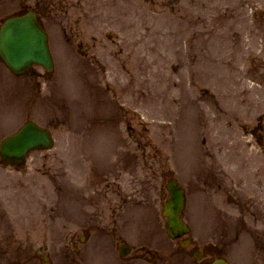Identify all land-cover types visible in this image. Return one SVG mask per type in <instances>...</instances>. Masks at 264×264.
<instances>
[{"label": "rangeland", "instance_id": "1", "mask_svg": "<svg viewBox=\"0 0 264 264\" xmlns=\"http://www.w3.org/2000/svg\"><path fill=\"white\" fill-rule=\"evenodd\" d=\"M4 1L5 3L3 4V1L0 0V18L16 9L19 2V0ZM26 1L27 3L30 2L31 4L36 3V0ZM40 1L41 3L50 2V0ZM76 3L79 4V6ZM260 3L264 5V0H74V2H70L69 5L66 6L65 10L61 8L58 11H53L52 20L58 19L61 21L53 23L50 22L51 20H46V25L49 27V29L51 28V39L56 43L60 41L61 38L54 34V26L56 24L66 25V23L64 22L65 20H71L72 22L70 24L72 26H75L74 24L76 23H74V21L77 19V15L84 12H86L88 18H84L82 20V23L91 24L93 27H95L96 32L98 27L105 23L109 25L106 26V28H116L115 26H119L122 30V35H124L126 31L130 32L132 36L129 37L131 39L129 41L134 40V45L132 47L133 57L131 58L132 63H130L129 61L127 63L130 71L126 69L125 71H123L117 68V73L112 74L114 77H116V80L114 81H116L119 89L118 92H120L118 94L119 98L124 97V94H126V90L129 86L128 83L130 82L131 77H133L132 81L134 90L131 96H129L128 98L131 103L130 106L132 107V105H134L133 108L137 110L139 114H141L142 112L140 111V106H144L143 108L148 110L151 118H160L163 119V121H166L170 118V115H172L175 108L173 99L175 90L173 89V86L175 79L178 76L177 73H175L178 70V64L176 65L177 61L173 50L175 49V46L177 47L180 40L182 39L183 41L186 36H193V38L195 36V49L196 51H198L196 53V58H212V60L214 61L215 69L214 73L212 74L214 86L210 88V93L208 95L214 97V93L216 90H218V92L220 93L222 92V73L224 70L222 65H224L225 58L224 47H227L228 45L227 39L231 38L236 44V47L238 46L237 49L234 50V56H231V59L233 61V63H231V66H233L231 73L232 75L236 76L238 70L237 67L239 65L238 58L241 55V52L245 51V49H240L245 43H247L246 38L248 32L253 33L251 30H249V26L252 24L250 14L254 11V6ZM63 11H66V13L63 14ZM89 13H99V16L98 18H94L93 16L89 17ZM245 16H248V18H246ZM210 38L213 39V44L209 42ZM121 44L123 47L125 46L126 49L131 48L126 46L127 42ZM161 45L165 47L164 57L161 53L159 54ZM56 47H58L57 44L54 45V50L59 51ZM114 49L115 47L109 42H107V46L105 48H98V50L101 51L98 58L101 62L110 64V66L108 67V70L110 72H114L116 70V61L113 57H111L109 60V58L103 52H110ZM203 50L205 51V53H203ZM57 53L56 56H58ZM202 54H204L205 57H202ZM157 70L161 71L158 72ZM79 72L88 71L86 69H80ZM58 73H60V75H55V77L50 81L49 84L50 88H52L54 91L50 92L45 99L38 101L37 105H35L32 109L33 114L31 116L45 117L51 111H53L54 113H58L60 108L59 105L63 104L66 108H68L71 105V101L73 100V98L78 97L77 95L73 96V98L72 96H68V93L71 92L74 88L80 89L78 84L74 82L75 76L68 73ZM81 82L83 85H85L86 75H81ZM145 83H147L146 86L143 85ZM140 88L144 89L147 92L146 96L142 95L141 93H139L138 95V90ZM248 94V90L239 92L240 98H245V100L248 99ZM215 98L217 99L219 107L222 106L221 96L215 94ZM238 99L239 98H237V100ZM137 100H139L140 102H137ZM58 101H60V104H58ZM142 103L144 105H142ZM9 104L12 105V103ZM80 104H83V99L81 100ZM251 105V103L244 105L246 107L244 110L245 114H247L246 110L248 108L252 109ZM219 107L217 109H219ZM133 108H131V110ZM29 109L30 105L26 103L23 114H25V112L28 113ZM103 110L104 114L107 115L108 109L105 105H103ZM58 117L61 118L60 116ZM176 119L177 122L180 123L186 120V116H182L181 114H179L178 117L170 122V124H172L171 132H173L176 136L175 140L170 143V148L173 151L172 161L176 163V166L178 165L179 169L182 162L188 165V163L191 161L190 155L193 152V149L190 148V146L194 142L195 136L193 137L192 126L189 127V121H185L182 125H180L177 132L175 125ZM152 123L153 122H151V125H153ZM185 125L187 126V128L184 129L183 127ZM234 128L236 127H233L230 132L233 131ZM61 129L63 130V128H60L59 134L55 132L57 134V146L59 147L48 152L44 151L38 152L36 154L37 158L34 159V164L30 165L29 172L33 173L31 177L42 178L44 175H47V178H50L51 174L54 173L55 177L58 178V183L61 184V181L59 179H61L60 175L62 176V172L60 169V164L56 165V163L63 162V159L65 161V153L67 150L63 149V145H65V143L67 142H70V146L73 145V147L71 146L69 149L71 162H75L77 164L80 162H85V158L81 155L78 149L75 148V146H77L76 138L67 135L61 136ZM150 129L149 131L151 132L149 134H143L144 138H141L140 136H137V134H139L141 131V127L138 123H136L134 126L133 134L139 137L141 141L139 143L143 148V154H151L152 157L154 155L153 151L159 152V154H162V152L164 153V149L162 150L164 141L162 139V134L157 132V130H152V127H150ZM233 132H235V134H238L237 130ZM183 135H186L187 138L185 139ZM86 137L87 140L83 143L82 154L92 155L93 151L96 149V147H98L99 144H95V141L97 140L95 136L87 135ZM209 143L212 144L207 147L208 152L212 153L210 155H214L213 158L218 157L217 150H222L225 142L224 144H219L216 142V149L213 147V142L210 141ZM122 144L125 145V142H122ZM193 145L195 146V143H193ZM134 157L139 161H134V166L131 167L132 169L129 168L127 173H123L122 176L119 177L122 178L123 181V190L126 188H128V190L130 191L134 190L141 181H147V183L150 185L156 184L158 189L159 183L157 181L161 182L159 173L163 171V168H161V166L156 161V158H159L157 156H154V159L147 157L148 159L152 160L153 164H149V167L146 170L141 164V160L144 159L142 157V152L140 150L136 151ZM254 160L264 161V155L259 152V154L254 156ZM138 162L139 164H137ZM73 167L75 169L74 171H71V178L73 177V179L81 181V185H83L84 172H87V170L83 171V167L80 170V166L76 167L74 166V164ZM150 167L151 170L154 171V174L158 180L155 179L153 175H150V180L146 178L147 171L150 173ZM79 170L81 171L80 174ZM38 183H36V189H38L39 196L34 194L33 192H31L29 195L31 197L29 198V200L32 204L33 212L35 210V206H33L34 203L32 200L33 194L34 199L40 197L38 201H41V204L45 202V199L47 200L48 204H50L49 201L51 200L52 204L53 197H57V195H59L58 193H56V191H54V193L51 192L50 184H41L40 182ZM84 188H87V186H84ZM85 192L87 195L88 191ZM225 193L223 194L224 197ZM208 194L209 197L215 199V196H213L212 193ZM190 195V203L186 216L190 217V220L192 221L195 220V217L192 218V213L195 210L194 201L196 200V198L194 199V196L196 195V190L192 191ZM84 200L86 209L82 208V210H86L87 212H91L93 214V212L95 211L93 202L89 200L88 196H85ZM219 202L220 208H222V202L220 200ZM117 204L120 208L121 203L117 202ZM140 206L141 207L130 208L126 212V214H128L126 216L125 222L131 226H135V229H137L135 235L142 241H146L155 245L165 244L167 242V239L161 229H159L157 222L147 218L148 216H151L154 219L156 217V212L152 207H144V205ZM142 207L145 209V212H147L148 215L146 217L140 218L143 210ZM230 208L232 210L235 209L234 212L238 211L237 207L233 204L230 205ZM45 209L46 207H37L36 211L44 214ZM252 209L254 210L259 208L254 207ZM230 213L232 214V216H234L235 214L232 211ZM62 214H70V210L64 209ZM245 217H247L246 225H249L251 227L250 230L247 229V226L246 228H243L241 224L237 225L236 230H228L226 228H223V226L222 228H217L215 226L218 225L215 223V225L211 224L207 228L209 233L212 232V236L208 234V238H206V241L216 240L221 244L226 243L230 245L228 249L231 251H234V248L237 247V244H240L242 247H247L246 252L250 257L252 254L256 260L264 264V233H258L256 231L251 232L253 226H264V216H259L258 212H254V214H247ZM97 218H103L102 220L106 219L104 218V213H100L99 211H97ZM52 219L53 220L51 221V228L50 230H48L49 233H47V241L49 244H52V242L54 243L56 241L58 235V233H55L56 228H58L57 225H60L62 223L60 217ZM200 219V217H196V221H198V227L202 225V223H204V221ZM112 226L113 223H111V220H108V222L104 224V230L110 231ZM234 228H236V226ZM94 229L95 227L89 229V239L87 237V241L95 240L96 233ZM200 230L201 228H199V231H195L192 234H194L196 238H199L201 236L200 234H198L201 233ZM218 230L220 231L217 233ZM100 239L101 236L94 243H90L81 247L80 249H82V251L78 255L74 256L73 260L80 263L89 264V261L91 262L92 260H96L93 259L94 255H97L99 253L101 258L104 257L106 263H109L114 258L113 251L109 246L110 242L108 239ZM240 261L241 253H237V261H235V264H241Z\"/></svg>", "mask_w": 264, "mask_h": 264}, {"label": "water", "instance_id": "2", "mask_svg": "<svg viewBox=\"0 0 264 264\" xmlns=\"http://www.w3.org/2000/svg\"><path fill=\"white\" fill-rule=\"evenodd\" d=\"M0 52L7 65L20 73L32 63H41L51 68L46 37L36 22L33 13L8 19L0 35ZM51 141L48 133L35 126L26 124L16 135L6 139L2 144V153L13 154L16 161H21L27 150L35 147H48ZM172 199L168 204L166 229L170 236L177 237L188 231L180 220L183 207L182 190L169 186ZM211 264H226L223 260H215Z\"/></svg>", "mask_w": 264, "mask_h": 264}, {"label": "flooded vegetation", "instance_id": "3", "mask_svg": "<svg viewBox=\"0 0 264 264\" xmlns=\"http://www.w3.org/2000/svg\"><path fill=\"white\" fill-rule=\"evenodd\" d=\"M51 9H47V5H43L40 3H37V7L35 6V10L37 12V14L39 15V17L42 19V17H48L50 14V10L52 11L54 9V5L51 4ZM63 10L66 9V6H64V8L62 7ZM63 14L66 13V11L62 12ZM65 36L67 38V40H70L72 38V36H74V29L71 25H68V29H65ZM90 39L94 40V35H90L89 36ZM89 52V50L86 48L84 51H82L83 55H87V53ZM120 52H122V49H120ZM255 67L259 68V72H258V84L264 86V57H260L256 59V63H255Z\"/></svg>", "mask_w": 264, "mask_h": 264}]
</instances>
